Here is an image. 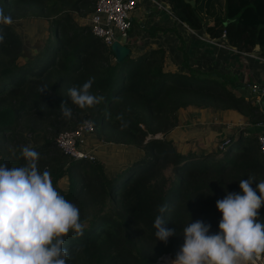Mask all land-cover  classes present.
<instances>
[{
    "label": "trees",
    "instance_id": "1",
    "mask_svg": "<svg viewBox=\"0 0 264 264\" xmlns=\"http://www.w3.org/2000/svg\"><path fill=\"white\" fill-rule=\"evenodd\" d=\"M160 1L177 20L208 38L264 55V0ZM94 6L95 0H0L13 21L32 19L45 26L44 39L23 59L20 34L12 25H0L5 36L0 44V164L23 166L21 149L30 145L40 153L39 169L49 170L54 187L79 208L86 227L82 236L70 231L64 237L67 264H160L163 254L171 256L165 259L170 264L184 242L185 226L202 220L211 224L210 233L218 232L222 213L216 201L226 192H239L241 179L254 177L253 187L264 181V154L253 126L263 114L242 92L237 75L193 67L176 29L181 71L166 67L163 47L117 61L109 45L91 32L88 17ZM148 30L153 35L173 29ZM90 77L95 78L90 91L105 99L81 109L68 89ZM61 102L72 109L70 119L62 115ZM187 108L233 110L248 125L234 126L213 148L183 150L166 134ZM121 115L127 121L123 130ZM86 120L98 140L139 147L140 157L108 176L97 156L66 155L55 137ZM64 178L66 187L60 183ZM162 204L168 205L165 227L176 230L167 244L156 238L153 227ZM259 211L264 219V206ZM77 246L81 250L73 251Z\"/></svg>",
    "mask_w": 264,
    "mask_h": 264
},
{
    "label": "clouds",
    "instance_id": "2",
    "mask_svg": "<svg viewBox=\"0 0 264 264\" xmlns=\"http://www.w3.org/2000/svg\"><path fill=\"white\" fill-rule=\"evenodd\" d=\"M12 23L0 7V25ZM4 41L0 29V44ZM94 79L68 89L71 102L81 109L105 99L90 91ZM60 109L65 118H71L67 102H61ZM117 119L122 130L127 127L122 115ZM21 155L26 161L23 166L0 164V264H67L64 237L70 231L82 236L86 227L80 210L54 187L49 170L39 169V152L25 145ZM253 182L252 176L241 179L239 192H226L216 201L222 213L218 232L210 233L211 224L202 220L185 226L184 242L170 264H256L264 253V219L259 211L264 206V181L255 187ZM167 208V204L159 205L153 222L156 238L165 244L176 234L175 229L165 227ZM80 250L77 246L73 251Z\"/></svg>",
    "mask_w": 264,
    "mask_h": 264
},
{
    "label": "crops",
    "instance_id": "3",
    "mask_svg": "<svg viewBox=\"0 0 264 264\" xmlns=\"http://www.w3.org/2000/svg\"><path fill=\"white\" fill-rule=\"evenodd\" d=\"M153 1L151 0H141L139 5L137 6V9L135 10L134 14L132 15V25L130 27V30L128 32V40L127 43L131 48V54H139L145 49L148 48H155V47H163L165 48V65L167 68H169L172 71H181L183 69H177L175 66H171L168 64V56L169 52L168 50L173 51L170 52L171 55L174 57V59L178 63L182 65V53L178 47L179 45V40H178V35L177 32L182 36L183 41H184V46L185 50L188 53V56L192 54L191 49L196 48V50L201 52L204 56L205 59L209 62L212 63L213 60L210 58L211 53L209 52L210 48V43L211 41L213 42H218L230 49V51H223L221 49H218L215 47V52L217 53L218 57V67L223 69L224 71H232L233 75H237L239 78V81L243 84L242 86V92L246 95L252 98L253 102L256 103L262 114H263V119L254 124V129L257 133L263 132L264 131V55L261 54V52L258 49L253 50L252 52H243V51H237L236 49L230 47L227 43L222 38H217V39H212L208 38L206 34L204 33L203 30H193L189 27H187L184 23V25L191 31H182V30H175V28H172L173 30H157L156 33L153 35L149 32V27L152 26H157L160 28L165 29L167 25L173 26L174 23L173 21H170L172 19H169L170 14L172 15L170 9L163 5H160L159 7H165L166 9L162 8L161 11L159 9H153V7H149L152 4ZM162 3V2H161ZM156 4V3H155ZM158 6V5H157ZM167 12V14L165 13ZM169 13V14H168ZM165 14V15H163ZM156 15V16H155ZM158 16H163L158 18ZM26 20V19H23ZM21 20V21H23ZM31 22H33L32 19ZM169 20L170 23L167 21ZM16 22V21H15ZM20 22V21H19ZM28 23H24L25 26H28ZM31 25V24H30ZM33 25V23H32ZM169 28V27H168ZM178 29V27H176ZM19 29V28H18ZM201 32L204 34L205 37L209 40V43L205 45L204 42L198 43V41L195 39V36L198 34L195 32ZM175 40V41H174ZM169 42H172L169 45ZM198 44L202 47H198ZM197 51H194L196 53ZM249 54L248 61H243V55ZM239 66L242 67L243 69H239ZM222 73H227V72H222ZM243 78V79H242ZM245 82H242L244 81ZM209 110V109H206ZM213 111V110H211ZM220 112L222 114L226 113H234V115H237L239 122L235 125L230 123V127L228 129H225L223 133H219L222 135V137L226 136L229 132H231L234 128V126H242V125H248V122L242 118L238 112L236 111H214ZM249 127V126H248ZM88 140L91 142V144L95 147V154L98 158L102 159V154H105L106 151L103 149L104 144H108V147L106 149H112V145L110 144H115V143H107V142H102L98 140L94 134L89 135ZM216 146L213 144L210 147L207 148H213ZM106 169V166H105Z\"/></svg>",
    "mask_w": 264,
    "mask_h": 264
},
{
    "label": "rangeland",
    "instance_id": "4",
    "mask_svg": "<svg viewBox=\"0 0 264 264\" xmlns=\"http://www.w3.org/2000/svg\"><path fill=\"white\" fill-rule=\"evenodd\" d=\"M152 4L153 5H150L149 7H153V9H159V11H161L162 8L166 9L165 7L162 8L159 7L160 5H163V3L161 2H158L156 4L152 2ZM134 12L132 13V15L134 14ZM165 13L167 14V12ZM170 16L171 17H169V19H172L170 21H173L174 25L173 26L167 25L165 28L169 27V28H175L176 30L179 31L180 30L190 31L183 23L177 20L173 15L170 14ZM161 17L158 16V18L160 19ZM77 19L81 20V18L79 17H77ZM21 20H19L20 22L13 21L11 25L16 29V31L20 34V36L23 39L22 56L23 59H26L31 56V54L34 52V49H36L40 41L44 39L45 26L42 22H36V21L31 22V20L29 19L23 21ZM167 21L170 23L169 20ZM26 22H30L28 23L29 27L24 25V23ZM176 27H178V29ZM197 34L198 35L195 36V39L198 41V43L204 42L205 45L209 43V40L207 39V37L204 36V34H202L201 32H198ZM171 43L172 42H169V45ZM209 45H210L209 52H212L210 58L213 60V62L209 63L205 59V56L201 52H199V50L197 51L196 48H194L191 49L192 54L189 55L190 64L193 67L200 68L206 71L217 70L220 72L232 73L231 70L224 71L223 69L218 67V59H217L218 55L215 52L216 51L215 47L225 52L230 51V49L224 48L226 46L213 41H211ZM198 47L202 48L199 44ZM168 51L173 53V51L171 50ZM194 51L197 52L194 53ZM170 52L168 56V64L171 66H175L177 69L179 68L182 69L181 63L179 64L178 60L176 61ZM242 57H243V61H248V58H251L249 57V54L243 55ZM239 69H243V66L242 67L239 66ZM242 82H245V80ZM238 122L239 119L237 115H234V113L222 114L220 112L215 113L214 111L206 110V109L187 108L181 110L180 123L170 132H168L166 134V137L168 139H171L178 147L184 148L183 150H188V149L198 150L201 149L202 147H210L213 144L218 145V143L221 142L220 139H222V135L219 133L220 132L223 133L225 129H228V127H230V123L235 125ZM158 135L161 134L159 133L157 134V136ZM110 145H112L113 148L108 150L106 149V147H108V144L103 145V147H105L103 150L106 151V153L102 154V161L106 166V172L108 176H111L116 172H118L119 170L123 169L127 164H129V162L133 161L136 158H139L142 153V149L134 145H124V144H110ZM60 183L63 187H66L67 185L65 178L61 180Z\"/></svg>",
    "mask_w": 264,
    "mask_h": 264
},
{
    "label": "built area",
    "instance_id": "5",
    "mask_svg": "<svg viewBox=\"0 0 264 264\" xmlns=\"http://www.w3.org/2000/svg\"><path fill=\"white\" fill-rule=\"evenodd\" d=\"M154 3L160 0H151ZM141 0H95L93 12L88 17L91 32L102 38L110 45L116 35H127L132 25V13L137 9ZM93 132V123L84 121L78 127L66 129L57 134V146L68 156L76 158L94 159L95 147L88 142L89 135ZM258 144L264 154V131L258 133ZM170 255H161L160 264H165V259ZM256 264H264V253L256 260Z\"/></svg>",
    "mask_w": 264,
    "mask_h": 264
},
{
    "label": "water",
    "instance_id": "6",
    "mask_svg": "<svg viewBox=\"0 0 264 264\" xmlns=\"http://www.w3.org/2000/svg\"><path fill=\"white\" fill-rule=\"evenodd\" d=\"M188 1L191 4H194L195 2V0H188ZM127 40H128V35L118 34L116 35L115 40L109 45V49L113 53L117 61H121L125 57L131 55V48L128 45ZM34 51H36V49H34Z\"/></svg>",
    "mask_w": 264,
    "mask_h": 264
}]
</instances>
